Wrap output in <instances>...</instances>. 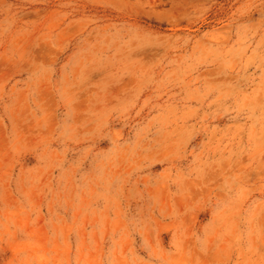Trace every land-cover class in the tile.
I'll use <instances>...</instances> for the list:
<instances>
[{
    "label": "rangeland",
    "instance_id": "374dc122",
    "mask_svg": "<svg viewBox=\"0 0 264 264\" xmlns=\"http://www.w3.org/2000/svg\"><path fill=\"white\" fill-rule=\"evenodd\" d=\"M0 264H264V0H0Z\"/></svg>",
    "mask_w": 264,
    "mask_h": 264
}]
</instances>
